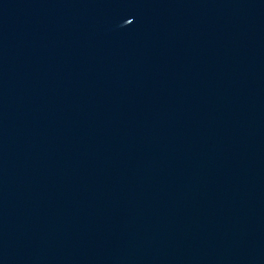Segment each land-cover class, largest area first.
<instances>
[{
    "label": "water",
    "instance_id": "water-1",
    "mask_svg": "<svg viewBox=\"0 0 264 264\" xmlns=\"http://www.w3.org/2000/svg\"><path fill=\"white\" fill-rule=\"evenodd\" d=\"M0 264H264V0H0Z\"/></svg>",
    "mask_w": 264,
    "mask_h": 264
}]
</instances>
